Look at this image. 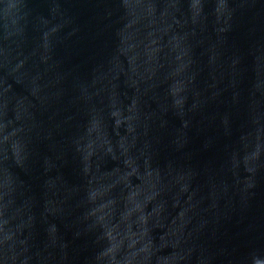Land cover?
<instances>
[{"label": "water", "instance_id": "obj_1", "mask_svg": "<svg viewBox=\"0 0 264 264\" xmlns=\"http://www.w3.org/2000/svg\"><path fill=\"white\" fill-rule=\"evenodd\" d=\"M0 264H264V0H0Z\"/></svg>", "mask_w": 264, "mask_h": 264}]
</instances>
